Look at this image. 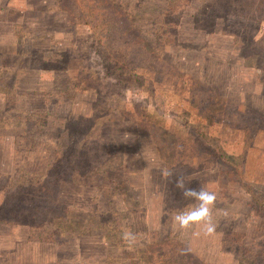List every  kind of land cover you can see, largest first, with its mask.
Masks as SVG:
<instances>
[{
  "label": "rangeland",
  "instance_id": "1",
  "mask_svg": "<svg viewBox=\"0 0 264 264\" xmlns=\"http://www.w3.org/2000/svg\"><path fill=\"white\" fill-rule=\"evenodd\" d=\"M0 264H264V0H0Z\"/></svg>",
  "mask_w": 264,
  "mask_h": 264
},
{
  "label": "clouds",
  "instance_id": "2",
  "mask_svg": "<svg viewBox=\"0 0 264 264\" xmlns=\"http://www.w3.org/2000/svg\"><path fill=\"white\" fill-rule=\"evenodd\" d=\"M162 175L170 177L173 173L165 169ZM175 183L177 188L182 189V196L191 200L192 204L186 210H177L173 215L174 222L181 229H187L193 225H200L204 235L214 234L217 229V224L213 221L212 211L217 200L216 193L203 187L198 190L186 187L180 178H177ZM123 239L129 243H134L136 236L130 230H125Z\"/></svg>",
  "mask_w": 264,
  "mask_h": 264
}]
</instances>
